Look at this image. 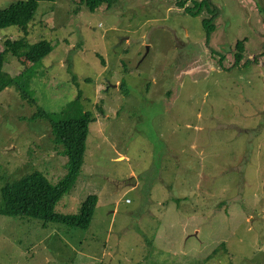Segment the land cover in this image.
I'll return each instance as SVG.
<instances>
[{
	"label": "rangeland",
	"instance_id": "obj_1",
	"mask_svg": "<svg viewBox=\"0 0 264 264\" xmlns=\"http://www.w3.org/2000/svg\"><path fill=\"white\" fill-rule=\"evenodd\" d=\"M211 1L217 14L196 16L178 0L93 12L41 1L27 26L0 28V51L54 45L28 70L6 54L0 187L33 171L62 179L54 120L89 110L83 164L56 210L97 196L87 227L0 215V264H264V0Z\"/></svg>",
	"mask_w": 264,
	"mask_h": 264
},
{
	"label": "trees",
	"instance_id": "obj_2",
	"mask_svg": "<svg viewBox=\"0 0 264 264\" xmlns=\"http://www.w3.org/2000/svg\"><path fill=\"white\" fill-rule=\"evenodd\" d=\"M41 1L56 0H16L7 7L0 8V28L6 26H27L35 17ZM117 0H80L91 12L103 5L110 8ZM194 4L187 5L186 0H178L177 5L183 8L184 13L199 15L205 9L217 14V8H211V0H192ZM215 14V15H216ZM204 17L207 41L214 29V19ZM246 37L238 39L236 49L246 48ZM54 49L52 41L42 39L37 42H28L25 38L7 39L0 51V93L10 86L16 79L5 70L6 54L11 53L26 65L38 64ZM57 112H47L52 118ZM93 120L92 113L85 110L82 114L76 112L54 120V130L64 145L67 154V173L56 184L40 171L27 173L20 178L7 182L0 187V215L27 216L42 219V221L59 222L71 226L87 227L95 210L97 196L88 195L81 201L77 212H59L56 210L61 199L73 188L83 164L86 150V139L89 122Z\"/></svg>",
	"mask_w": 264,
	"mask_h": 264
}]
</instances>
